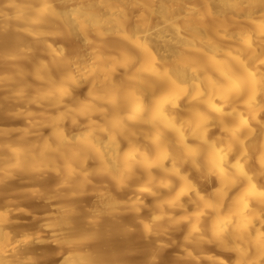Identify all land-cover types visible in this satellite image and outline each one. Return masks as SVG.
<instances>
[{
  "label": "bare ground",
  "instance_id": "obj_1",
  "mask_svg": "<svg viewBox=\"0 0 264 264\" xmlns=\"http://www.w3.org/2000/svg\"><path fill=\"white\" fill-rule=\"evenodd\" d=\"M62 1L58 8L53 6V0L22 4L20 11L42 15L45 10L51 18H64L69 34L83 33V24L70 23L62 6L67 2ZM79 1L86 4L74 11L78 19L84 18L97 27L101 16L106 15L109 24L97 33L117 35L123 40H104L95 53H86L74 61L68 56L60 62L51 59L55 74L50 75L43 64V71L37 75L38 80L45 81L42 90H30L23 73L14 74V80L22 86L18 95L27 96L29 104L55 98L44 109L54 106L70 110L73 97L85 94L90 100L79 115L82 120L93 116L96 119L90 125L78 122L76 126L83 131L84 145L95 144L101 150L95 156L71 152L74 136L68 134L62 149L56 151L50 146L48 150L70 156H47V161L54 170L56 160L68 171L77 170L82 179L88 176L87 164L92 163L96 180L114 188L95 208L112 216L123 204L119 199L118 203L114 201L113 194L128 188L130 181L138 177L124 210L143 218L135 208L148 195L156 200L157 215L152 219L158 225L168 219L170 228L186 224L183 240L194 250L212 243L216 249L234 254L228 264H264V0ZM128 5L139 9V23L135 17L133 22L126 16L127 9L122 13ZM23 19L17 18L22 28L26 21ZM50 25L44 20L26 32L41 37L50 31ZM45 45L51 54H63L54 45ZM14 52V47H9L8 55ZM72 67L78 72L77 78L65 81ZM103 112L108 116L101 115ZM27 114L33 116L30 111ZM46 121L57 124L55 116ZM36 128L33 133L38 131ZM40 137L38 131L35 138ZM2 146L33 156L11 144ZM22 165L18 162L16 168ZM7 217L3 219L9 220ZM30 222L36 228L34 224L38 222ZM53 222L61 224L59 219ZM20 223L12 226L19 228ZM142 226L147 235L150 225ZM132 232L131 225L124 227V234ZM197 233L199 240L195 238ZM108 244L110 249L113 244ZM20 250L17 252L22 253ZM203 252L210 262L203 264H226ZM97 254L87 257L85 264H103ZM14 255L11 260L0 256V264H20L12 260ZM22 255L19 256L23 258ZM192 255L185 254L190 260ZM26 256L32 259L31 253ZM83 260L74 254L68 263L83 264Z\"/></svg>",
  "mask_w": 264,
  "mask_h": 264
},
{
  "label": "rangeland",
  "instance_id": "obj_2",
  "mask_svg": "<svg viewBox=\"0 0 264 264\" xmlns=\"http://www.w3.org/2000/svg\"><path fill=\"white\" fill-rule=\"evenodd\" d=\"M58 1L53 0L52 4L55 8L61 5L58 3L63 2L62 0ZM66 2L67 4L62 6L67 10L69 20L72 21L70 23L74 26L81 23L84 26V32L79 35L69 34L67 32L69 26L64 18H51L45 15V10L42 11V15L36 14L34 11H20L22 4L37 5L39 0H0V200L2 201H0V227L3 229L0 228V256L11 260V256L13 257L16 252L17 254L15 253L12 260L15 259L20 264H43V262L50 261L49 264H69V256L78 254L80 258H84L82 263L85 264L87 257L98 252L97 256L101 257L99 260L103 264H178V262L179 264H203L208 261L203 255L205 254L203 251H206L209 255L213 254L211 256H214L212 258L215 260L220 259L226 264L230 263L235 257L232 252L227 253V251L216 249L212 243L209 244L213 246L204 244L199 251H196L195 247L193 249L189 243H186L183 240L186 224L170 228L171 223L167 222V219L166 222H163L164 224L158 225L152 219L157 215V209L154 208L156 200L148 195L143 197L141 200L143 203L140 201L142 204L138 203L135 208L137 213H142L143 218L138 219L133 216L135 215L134 211L124 210L123 206L131 198L135 184L139 180L138 177L130 181L128 188L118 191L117 195L115 191L112 192V194L115 192L113 194L114 201L118 199L119 203L123 201V204L119 206L117 204L116 216H112L110 212H101L97 207L95 208L106 192H111L114 188L104 187L106 184L96 180L93 174L95 166L92 163H88L86 167L88 178L82 179L77 170L71 168L68 171L66 166L63 163H58L57 160L55 162L57 169L54 170L53 165L47 161V156H70L67 152L55 154L51 149L48 150L50 146L56 148V151L62 149L65 143L64 139L68 134L74 136V140L71 141V152L84 151L87 156H95L101 150V147L95 148V144L84 145L81 142L83 131H78L76 126L78 122L81 123V126L90 125L93 119H96L93 116L82 120L79 115L83 106L90 100L87 96L85 97V94L73 97L75 99L72 98L73 104L69 106L70 110H59L54 106L44 109L46 103L54 101L55 98L43 100L44 102L38 105L29 104L27 96L21 98L18 95L22 86L14 80V74L18 71L23 73L30 90H42L45 81L38 80L37 75L43 71V64L50 75L55 74L51 59L60 62L65 56H68L71 58L70 61H74L86 53H95L104 40L109 38L123 40L117 35L108 36L97 33L98 30H105L108 26L106 15L101 16L100 22L95 27L86 23L84 18L78 19L74 15V11L79 10L78 7L85 5V2L79 0H66ZM128 6L130 7H124L121 11L125 13L127 9L126 16L134 22L139 9H136V6V8ZM19 17L24 18L23 22L26 20L23 28L17 21ZM44 20L51 23L50 31L46 35L35 37L26 32V30L32 31ZM136 21L139 23V19ZM16 38L21 41L16 42ZM46 43L54 45L63 54L60 55L57 52L51 54ZM9 47L15 49L12 55L7 53ZM77 75L78 72L72 67L64 80L77 78ZM69 87L72 90L75 89L71 83ZM68 101L71 99L66 100V102ZM28 111L32 113V117L27 114ZM101 115L108 116L105 112ZM49 116H55L56 125L54 123L46 124V119ZM36 127L41 134L40 138H35L38 131L35 132L36 134L33 133V128ZM255 136L260 137V134ZM3 144H11L18 150L31 152L33 156L26 157L30 156L29 153H24V155L14 153L11 149L2 146ZM18 162L23 165L16 168ZM78 176L80 179H77ZM30 201H35V203L32 204ZM94 208L95 210H93ZM60 215H63L61 216L63 221ZM6 217L9 220L3 219ZM32 217L34 220H31ZM38 218L41 219L38 221ZM124 218L132 219L130 221ZM58 219L61 220L60 225L53 222ZM22 221L25 223L21 224ZM28 221L38 222L37 225L34 224L36 228L32 225L33 229H31L32 226L28 224ZM118 221L122 225L118 224ZM128 221L130 222L128 223ZM16 222H21L20 226L23 229L19 224V228L15 225L13 227L12 225ZM32 223L30 222V224ZM143 224H148L151 227L147 235L143 233ZM28 225L31 226L30 229ZM126 225H131L134 232L124 234ZM24 227L28 229H24ZM175 227L176 229H174ZM17 230L20 232H15ZM124 235L127 236V239L124 238ZM197 235L199 234H196V239L199 237ZM182 242L185 243L182 245ZM108 243L116 246L108 249ZM27 246H30L29 249ZM21 248L24 249L23 252L18 253L17 250ZM26 249L28 253H26ZM39 249L40 251H38ZM186 252L194 254L191 257L193 260L185 256ZM30 253L33 260L30 256H26ZM109 254H112L113 257ZM17 255H22L23 258L19 256L20 259ZM96 258L98 260V257ZM152 258H155V261Z\"/></svg>",
  "mask_w": 264,
  "mask_h": 264
}]
</instances>
